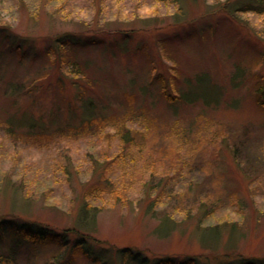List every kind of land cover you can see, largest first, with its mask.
I'll return each mask as SVG.
<instances>
[{"label":"rangeland","instance_id":"374dc122","mask_svg":"<svg viewBox=\"0 0 264 264\" xmlns=\"http://www.w3.org/2000/svg\"><path fill=\"white\" fill-rule=\"evenodd\" d=\"M250 1L0 0V222L76 227L96 253L129 246L150 261L264 257V35L261 16L234 15ZM64 33L99 40L63 48L78 73L53 44ZM200 222L219 224L215 244ZM69 248L0 226L12 257L0 264H92Z\"/></svg>","mask_w":264,"mask_h":264},{"label":"trees","instance_id":"16d2710c","mask_svg":"<svg viewBox=\"0 0 264 264\" xmlns=\"http://www.w3.org/2000/svg\"><path fill=\"white\" fill-rule=\"evenodd\" d=\"M162 2H172V3H177L178 0H158ZM214 3H221L223 2V6H227L226 2L227 0H212ZM255 14L258 16H261V25L259 23L257 24H252L253 30L261 35H264V0H252L249 3H244L243 5L237 6L234 8V15L235 14ZM9 28V27H8ZM7 26L0 25V34L6 38V39H11L10 32H8ZM95 41H99L97 38H92L89 36H81V37H75L71 36L70 33H64L62 36L55 37L53 40V44L56 45L57 47L59 46L62 49H60L61 53H58L59 57L62 60V64L67 63V71L68 69L72 70L76 68L75 70H72L74 72H79V67L77 66V62H73L70 60L65 59L64 56V47L70 48L73 46H77L78 44H91L94 43ZM53 44L48 45L46 48H44V52L47 56L49 55H54L55 51L53 49ZM71 62V63H70ZM64 68V67H63ZM188 80H186V87L190 82L187 83ZM184 88V90L186 89ZM259 90V88H258ZM162 95L167 99V101L172 102V101H178L179 99H183L182 94L184 92H180L177 95H173L171 92L166 90L165 85H163L162 90H161ZM264 93L262 89L258 91L256 94V103L260 105L261 108H264ZM198 96H195L192 100L189 102L195 100ZM198 100L201 98H197ZM202 104L208 105L210 103L213 104V106L217 105L218 102H215L214 100L209 101V100H203L201 99ZM141 116V115H140ZM139 118V117H138ZM124 120L123 119H118L115 122V130L114 133L117 135L119 138L118 142L121 147L122 145L127 142L126 144H129L130 142V136H129V129L125 130L124 127ZM13 122V121H12ZM10 123V120L8 121V126L7 130L8 132H12L16 126L24 125L25 121H22L21 118L17 119L14 121V123ZM174 129H177L176 127ZM13 133V132H12ZM175 139V142H177L180 146H183L184 143L188 142L185 139H182L181 137H184L183 135L177 133L175 136H173ZM132 159V158H131ZM127 162V161H126ZM131 164L127 165L130 167ZM62 168V167H61ZM96 188V187H95ZM90 193H96V190H92ZM93 195V194H92ZM89 207V205L85 204L83 206L84 208ZM150 209H153L154 206L150 204ZM188 212L190 210H187ZM96 214L97 212L94 211L88 219L80 217V220L82 219L85 222H94L96 221ZM79 217V216H78ZM201 219V218H200ZM78 220V221H80ZM159 221H162V225L160 229L165 230L167 232L163 233L165 235L169 231L173 230L176 225V221L172 220L170 217L166 218H160ZM84 222V223H85ZM80 223H82L80 221ZM83 224V223H82ZM1 225H6L8 227H11L14 229L19 234H22L24 238L27 240L33 242V243H39V244H48V243H57L60 244L61 247L66 248L67 246L70 247V253L72 256L74 254H77L78 252L90 263L92 264H264V257H257V256H245L241 255L239 257H232V258H226L225 256L230 255L228 253H224L222 258H219L218 260H215V258L209 259L206 257V259H201L200 256L198 255H184L181 257L176 258L175 256H160L156 260H149V257L146 256L141 252V250L134 249L132 247H121V248H103L102 246L97 247L98 252H94L93 249H89L85 247V244L87 241L91 240L89 236L84 234L82 231H79L76 227L75 228H63L59 231L55 229L49 228L45 224H39V223H31V222H21L20 224L16 225L15 223L11 222H6L2 221L0 222ZM202 225V226H201ZM200 228L199 234L200 236V241L203 242L204 244H215V242L219 238V233H220V226L219 224H213V225H203L200 222ZM169 228V229H168ZM91 229V228H90ZM169 231H168V230ZM233 231L231 230V233ZM79 233V234H78ZM160 235V234H159ZM73 236V238L71 237ZM78 238H77V237ZM161 236V235H160ZM75 238V239H74ZM92 241V240H91ZM94 242V241H93ZM97 242V241H96ZM226 258V259H225ZM7 260H12L11 255H6L2 256L0 255V262H6Z\"/></svg>","mask_w":264,"mask_h":264}]
</instances>
